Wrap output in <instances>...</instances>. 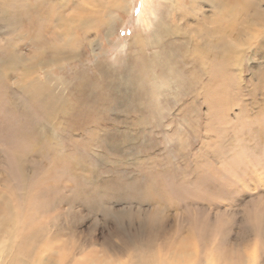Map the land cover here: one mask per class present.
I'll return each mask as SVG.
<instances>
[{"label": "rangeland", "instance_id": "obj_1", "mask_svg": "<svg viewBox=\"0 0 264 264\" xmlns=\"http://www.w3.org/2000/svg\"><path fill=\"white\" fill-rule=\"evenodd\" d=\"M40 1L46 0H0V7L10 13ZM97 1L85 4L100 23L110 20L109 34L100 24L86 31L87 41L79 46L80 30L72 29V46L63 45L69 38L51 40L57 48L48 43L33 72L51 77L52 91L61 92L71 115L93 107L88 125L73 126L68 134L72 116L57 112L45 133L56 138L52 134L62 130L65 161L78 158L79 166L57 165L40 143L18 168L16 153L24 143L12 142L13 130L4 128L18 114L0 101V207L12 205L20 229L30 224L33 246L49 244L38 245L36 234L44 239L54 233L52 244L65 242L67 264L165 258L171 264H264V50L258 49L264 44V21L243 25L237 63L220 79L209 67L198 68L193 56L184 72L186 54H173L183 71L176 77L157 66L149 73L133 72L132 79L130 66L136 65L140 44L130 48L129 42L150 27L158 2L119 0L127 8H113L111 19L103 8L108 1ZM46 2L56 17L46 28L52 32L61 14L74 11L81 0ZM180 23L186 29L185 21ZM42 27L31 32L40 34ZM32 33L16 36L0 21V53L13 49L28 58L35 47ZM192 38L197 41L196 34ZM141 49L150 60L153 50L144 40ZM12 61L5 63L10 85L16 79ZM157 78L162 81L154 83ZM88 91L96 100L85 105L79 100ZM57 247L48 250L45 264H58Z\"/></svg>", "mask_w": 264, "mask_h": 264}, {"label": "bare ground", "instance_id": "obj_2", "mask_svg": "<svg viewBox=\"0 0 264 264\" xmlns=\"http://www.w3.org/2000/svg\"><path fill=\"white\" fill-rule=\"evenodd\" d=\"M46 1H40L41 3L37 5L28 2L25 9L21 10L15 8L10 13H7L5 8L3 9V7H0V21L2 25L12 30L16 36L21 37L25 31L32 33L31 31L37 27L40 28L41 23L44 25L39 31L41 32L40 34L32 33L31 37L28 35L35 46L28 58L22 56L23 54L18 52L14 54L13 51L12 53L13 49H5L0 53V94L2 93L0 101L2 105H4L6 111L18 114V116L15 114V121L13 123H5L4 128L13 130V134L10 135L12 142L15 141L19 145L24 143V148L16 153L15 163L18 168L27 158L36 153V148L41 144L44 145L45 150L47 149L54 163L57 165H67L65 162H69L71 166L77 168L80 163L78 158L65 161L61 145L62 139L60 140L59 138L61 137L62 132L60 131L62 130L57 129L56 132L54 131L55 134L53 133L52 135H56V138L51 135L46 137L45 134L47 129L54 123V117L57 115V112H61L63 116H70L71 108H65L66 106L63 104V97L59 90H56V92L52 91L53 87L50 86V76H47V74L34 75L33 72H37L35 66H37L39 59L46 53L43 50L44 48H48L46 45L50 43L52 44V48H57V43H51V40H58L57 42L60 43L63 37L65 39L69 38V34L72 35V29L77 28L80 30V36L77 37L81 42L79 43L80 46L84 41H87L86 31L103 24L106 26L105 32L108 35L112 27L110 25V20L100 23L97 19V12H94L95 10H88V5L85 4L86 1L90 3L89 5L95 6V2L99 5L97 0H81L79 5H75L74 11L66 15H60L61 17H59L56 23L58 25L57 29L54 28L55 30L52 32L49 29L46 31V28L48 26L51 27V23L56 19V17L51 14L52 12H50L51 10L48 8L49 3ZM107 1L108 2L103 5V8L110 13L111 19L114 16L112 13L113 8H115V10L127 8L126 5H122L119 0H111V3L109 0ZM143 1H146V4L152 3V0ZM157 2L158 8L154 7L153 17L150 19L148 18L151 23L150 27L144 29L143 32L135 34L134 37L132 35L133 38L129 42L130 48L140 44L138 47L140 50L137 48L138 52L134 55L136 65L133 67L130 66L131 75H134L133 72H136V74H141V72L143 74L149 73L153 67L158 66V68L162 70V74L172 73L175 74L176 77V74L182 73L183 71H180L178 65L173 61V54H186L183 56V61L186 64V71L184 72H188L187 64L189 62L187 60L193 56L199 64L198 68L205 71L207 66L214 75L220 79L227 72V68L230 67L232 63H237L238 46L245 35L243 25L250 28L252 26H259L264 21V0H157ZM175 3L181 7H177ZM205 7H207V10H205ZM59 9L61 10V8ZM62 9H65V7ZM139 16L143 18L142 13H139ZM171 20L174 22L170 23ZM181 20L185 21L186 29L182 27V22L180 23ZM47 32L50 34L48 35ZM141 34H144V36L141 37ZM195 34L197 35V41L194 40L193 42L192 37H194ZM143 40L145 45L153 50L150 60L145 58L143 50L141 49ZM169 40H174L175 42L172 43L170 41L169 43ZM72 44L73 42L70 41V38L63 43L64 46L68 47L72 46ZM258 49L259 51L264 50V44L261 45L260 48L258 47ZM70 50L74 51L72 49ZM53 52L52 49L49 51L51 54ZM10 59L14 60L12 64L15 62L13 67H16L14 68L16 69V79L13 85H10L8 81L11 75H8L7 70H9V68L8 65L5 64ZM172 62L176 65L174 66ZM100 65L98 64V66ZM101 68L102 67L99 69ZM14 69L12 68L13 71ZM161 81L162 80L157 78L153 82L160 83ZM91 95L92 93L86 96L84 95L83 97L85 98L80 99L79 102H85V105H87V101L88 103L89 101H95L94 95H92L93 97ZM20 98L25 99L26 102L19 101L18 99ZM92 109L93 107L91 106H85L84 108L74 111L73 115H71L72 118H69L71 119V124L65 128V132L69 134V132L73 130V126L88 125V123L93 122L92 117H95V114H93L94 111ZM95 120L97 121V119ZM98 143H100V141ZM75 145L76 144L72 143L73 150ZM20 169L22 171L23 168L20 167ZM1 210L4 212L2 213ZM17 213L18 212H16L9 203H5L4 206L0 207V264H45L44 261L48 260L47 258L52 254L48 251L52 246H58L56 248L58 249L56 252L59 254V261L57 260L58 264H67L66 261L69 252H67L65 248V242L58 241V243L54 242L57 244H52V241L56 238L54 233L46 235L44 239L36 234V238H39L38 245H43L47 241L49 243L47 245L50 246L48 247L46 245L44 248L41 246L38 248L35 245L33 246L32 243L34 240L33 242L31 240L34 231L30 230V224L27 226L26 224L24 225L25 221L22 222L24 225L22 228H25V230L23 229V231H21V220ZM75 252L73 250L71 251L72 256L73 253L76 254ZM154 262V260L147 259L140 263L171 264L166 261V258L160 259L157 263ZM72 263L79 264L80 262L76 260ZM122 264L138 263H132L128 260Z\"/></svg>", "mask_w": 264, "mask_h": 264}]
</instances>
